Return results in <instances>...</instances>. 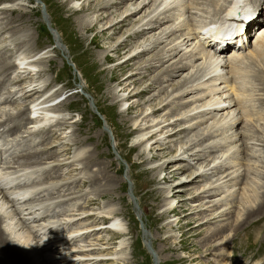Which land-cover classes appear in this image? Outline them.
Listing matches in <instances>:
<instances>
[{
  "label": "rangeland",
  "instance_id": "1",
  "mask_svg": "<svg viewBox=\"0 0 264 264\" xmlns=\"http://www.w3.org/2000/svg\"><path fill=\"white\" fill-rule=\"evenodd\" d=\"M40 1L45 6L51 26L55 28L61 43L65 46L66 51L62 54L54 46V37H52L41 18V4H37L33 0H0V7L3 3L9 5L4 10L0 9V114L3 115L0 116V120L5 122L10 113L13 114L12 122H15L13 125L19 124L20 120L27 119L30 112H24L25 107L28 105V101L24 97H21L20 101L16 100V97L13 98L14 101H3L13 97L9 91L16 88L20 89L31 81L39 82L42 87L50 89V95L53 94L56 97L58 95L53 100L56 109L55 120L40 123H30L29 120L24 121L17 129L10 132H6L7 128L5 130L2 127L0 128V177H4L5 173L8 172L18 171L9 174L10 177L37 169L38 171L34 172L31 181L26 179L25 182L22 181L23 183L21 182L15 186H39L37 188H41L43 185V187L53 189L49 190L47 188L48 191L41 192L36 197L29 199V201L33 200L32 203L35 201V203L41 204L35 209L36 215H39L44 209L48 211L49 203L51 209L56 206L53 212L48 213L49 216H44L42 219L33 222L31 218H34V216L29 214L31 209H27L26 205L25 207L22 206L20 212L16 210L15 205L13 206L14 203H9V206L7 205L5 208L9 207L4 218L5 222H0V224L5 231H8L6 224H11L13 234H11L12 236L8 234V236L13 238V243L20 246L31 235L32 243L36 246L37 239L45 237L48 235L46 233H49L46 231L39 234L35 230L41 227L39 223L45 225L46 223L43 220L51 217L50 220H58L59 226L63 228L65 227L63 224L65 218H71L76 220L73 223L74 225L71 224L72 231L83 227H89L88 230L97 229L89 232L91 235L82 234L75 242L73 240L69 242H52L55 244L53 252H55L56 257L52 264H154L152 254L146 245L147 240H149L151 249L156 253L158 264H231V257H233L236 249H238L236 252L240 256L241 247H235L238 245L239 239L221 247L220 250L217 248L228 236L236 233V227L233 226L232 231L230 229L224 235L205 241L209 226L222 225L227 221L225 222L222 218L214 219L213 224L211 222L209 224L205 223L206 220L202 221L200 218L207 213L209 214L210 210H201V207H196L195 204H199L201 200L194 198L198 192L194 193L195 195L192 193L205 181H208L210 185L217 176L212 180L207 177H198L195 179L194 184L189 185L188 181L194 177L192 173L197 169L188 167L187 161L182 160V156L179 155L183 150H186L188 154H185L186 157L196 158L195 155H190L191 152L187 150L189 143L185 145L184 143L199 136L204 129L210 130L207 126L209 124L191 131H182L183 133L173 138V142L170 143L161 144L157 141V138H153L150 140L146 151L142 145V142L145 141L137 138L138 132L136 130V121L138 120V124L144 118L146 114L142 112L146 108H149L150 114L154 111L150 115L153 118L166 115L175 122L176 116L174 114L177 110L174 109L177 108L176 105L170 106V110H174L175 113H169V115L167 114L169 110H156L158 107H163L167 101L160 106L156 105L167 96L172 97V99H179L182 93L177 92V89L185 78L191 76L190 79L193 82L201 81L208 69L211 68V64L208 62L206 67H197L198 64L196 63L193 67L183 70L184 75L172 76V80L163 81L161 77L164 70L178 60L184 52H179L175 58H170L163 65L158 62L155 63L156 66L145 69V65L151 62V58L166 45V42L158 43L156 49L144 51L136 57L132 54L129 55L128 50L134 49V45L137 43L139 45L141 43L150 44V41L146 42L148 38L150 36H153V39L156 38L161 29L155 28L153 29L155 31H151L144 38L141 37V39L126 42L128 34H124V32L126 29L132 30V24H126L121 29H116L118 25L111 27L108 26L111 23L106 24L109 18H113L116 22L115 17L125 9V5H120V10L116 7L102 9L96 12L94 16V7L98 3L97 0H81L78 8L84 5L86 8L84 11L77 12H73L75 11L72 9L74 5L70 3V0ZM136 1L141 2L142 0ZM147 1L150 2L151 0ZM244 1L242 0V4ZM255 1H258L257 5L264 6V0H252V2ZM246 9L245 6L244 10ZM258 9L257 13L261 11V6ZM97 15H100L101 24H98L96 30H86L80 21L85 20L90 23L94 19L93 23H95ZM223 15L221 20L218 18L219 20H213L212 23H217L223 29H220L223 34L237 37L241 21L232 20L226 13ZM263 20L264 16L262 22ZM229 21H233L235 24L229 26L232 29H226L225 27ZM261 24H264V22ZM176 33L179 34V32ZM245 33L250 34L247 29L241 32V34ZM196 36L201 37V34H196ZM252 37V35H249L245 39H240L238 43L235 42V44L240 47L246 46V49H248V42L252 40ZM169 41L170 39L167 42ZM219 41L222 42L223 40ZM121 43L122 45H120ZM224 43L222 42V45ZM145 45H143L144 48L147 46ZM153 46L152 44L151 47ZM116 49L121 51L118 52ZM37 52H41V54L35 59L36 67H34L33 73L24 75L25 79L19 77V71H13L17 68L10 69L7 66L18 53L33 56ZM136 53L137 51L134 55ZM13 55L14 57H12ZM64 55H67V59L73 64L75 72L67 63ZM187 73H189L188 76ZM157 79L160 80L159 83H157ZM78 84L81 86L80 88ZM256 87L258 96L255 97V104L252 103L251 106L254 110H262V107L264 110V103H261L260 94L264 93L261 89L263 87L261 81H257ZM145 89L148 90L145 91ZM173 91L174 95L172 96L171 92ZM192 93L195 92L183 96L187 98V96H193ZM124 99H129V102L124 103ZM89 100L93 103L96 112H93V109L90 108ZM2 111H5V114ZM171 114H173L172 117ZM101 118L105 120V124L111 131L114 149L119 158L115 156L111 148L109 136L102 128ZM54 125L59 127H53ZM163 125L167 124H161L159 130ZM252 125L255 127H248V131H253L251 134L256 133L255 138L257 135L261 136L259 131L256 130L264 123L257 122L256 124L252 122ZM240 126H234L233 130L240 131L238 129ZM178 129H180V126L172 124L164 130L175 133ZM184 136L186 137L184 138ZM171 137L169 136L166 141H171ZM27 140L28 142L31 141L28 145L24 144ZM22 141L23 144H21ZM254 142L251 141L246 146L242 141H239L231 148V153L229 152V155H226V157L233 155L235 157L239 154L238 147L241 146L240 156H245L244 165L237 171L239 175L242 174L241 179L247 173V170L244 169L247 166L249 167V173L243 184L236 187V194L234 193L235 196L232 198L233 202L241 197L242 190L239 187H243L246 181L253 178L254 181L259 182L257 185V187H261L259 191H264V143L257 145L256 150L253 148L251 150L250 147H253ZM257 143L259 144V142ZM12 144L14 145L13 148H11ZM207 144L205 143L204 146ZM180 146H183V150L178 151ZM10 148L11 150H9ZM33 152L39 154L28 157V154ZM196 161L197 159L193 162ZM246 163L247 166H245ZM125 164L127 165L126 173L131 184V192L141 213L140 218L149 233L148 237L145 236L147 239L141 233L140 222L134 205L129 199L128 181L124 176ZM42 167L47 168L51 172L50 175L41 176L44 172ZM178 167L182 169H178ZM41 168L42 170H39ZM201 179H203V182H200ZM227 179L229 178L226 177L224 180ZM62 185L65 186L61 187ZM12 188L14 189V187H11L9 190H13ZM233 191L221 192V194L214 197L224 199L226 197L224 195H228ZM168 192L169 198H174L173 206L175 208L171 209L169 205L167 207L164 205L166 203L165 195ZM236 195L239 199H234L237 197ZM1 197L2 195H0V203L2 204L3 199ZM208 199L207 197L205 200ZM18 205H21V203ZM209 205L210 203H206V206ZM232 209L233 213L230 215L229 221H234L239 211L236 207ZM174 210L176 211L174 212ZM202 211H204V214L201 213ZM196 212L200 214L197 215ZM112 217H115L117 222H121L118 228L111 226L109 228L108 224H104ZM243 218L244 216L241 219ZM253 218H257L256 215ZM71 226H66L63 230L68 231L67 228ZM240 232H237V234ZM263 238L264 231L261 230L258 241L261 242ZM88 243L92 246L87 248L95 249L85 252H68L65 250L80 245L85 246ZM84 254L89 255L84 256ZM250 257L246 256L242 261L239 260V262L232 264H264V252L260 257ZM7 263L9 264V262H3V264Z\"/></svg>",
  "mask_w": 264,
  "mask_h": 264
},
{
  "label": "bare ground",
  "instance_id": "2",
  "mask_svg": "<svg viewBox=\"0 0 264 264\" xmlns=\"http://www.w3.org/2000/svg\"><path fill=\"white\" fill-rule=\"evenodd\" d=\"M80 1L81 0H70V3H73L74 5L72 9L75 11L73 12L85 10V5L81 8H78ZM129 1L130 2L127 0H97L98 3L94 7L95 12H93L95 16L96 12H99L102 9L116 7L118 10H120V5H125V9L123 8L124 10L115 17L116 22H114L115 20L113 18H109L106 24L108 25V23H111V25H108L111 27L118 25L116 26V29H121L126 24H132V30L126 29L124 32V34H128L126 36V42H131L132 40H137L138 38L141 39V37L144 38L149 35L151 31H155L153 30L155 28L161 29L159 30L160 33L156 38L153 39V36L148 38L146 42L148 43L150 41V44H146L147 46L142 43L140 45L137 43L138 45H134V49L132 48L131 50H128L129 55L132 54V56L136 57L140 55L139 53L152 50L153 48L156 49V45L158 43L166 42V45L160 51H158L153 58H151V62L145 65V69H149L151 66H156L155 63L158 62L163 65V63L168 61L170 58H175V56L181 51L184 53H182L180 58L174 61L172 65H169L164 70V73L162 74L163 76L161 77L163 81L172 80V76L184 75L183 70L193 67L196 63L198 64L197 67H206L208 66V62L211 64V68L208 67L209 69L207 73L203 77L201 76V81L198 80V82L195 83L190 79L191 76L189 78H185L184 82L177 89V92L182 93L179 99H172V97L167 96L165 99H162L158 105H156L160 106L163 102L167 101L163 107H158L156 110H169V112H167L168 115L169 113L174 114L176 112L174 114V116H176L174 119L175 122H173V120L168 118L166 115H159L153 118L150 115L153 114L154 111L150 114L149 108H146L145 111L142 112L146 114L144 118L141 119L140 123L138 124V120L136 121V130L138 132L137 138L139 140L145 141L142 142V145L146 151L148 149L150 140L153 138H157V141L161 144H166V142H173V138L181 135L183 133L182 131H191L193 129L199 128L200 126L202 127V125L209 124L207 126L210 128V130L206 128L202 133L199 134V136H196L189 141L187 139L188 142L184 143V145L189 143L187 150L191 152L190 155H195L196 158L186 157L185 154H187V152L186 150H183V146L178 147V151L183 150L179 155L182 156V160L187 161V166L195 167V169H197L192 173L194 177L188 181L189 185L194 184L196 182L195 179L198 177H207L209 180H212L215 176H217V178L212 181L210 185L208 181H205V183L199 185L198 188H196V190L194 189L192 192L193 194L198 192L194 198L201 200L199 204H195L196 207H201V210H210L209 214L207 213L200 218L202 221L206 220L204 222L208 224L210 222L212 223L214 219L217 218H222V220L225 222L227 221L222 225L217 224L214 227L209 226L207 228V230H209L207 231L208 235L204 240L206 241L213 237L224 235L226 234V231L230 230L234 226V228L236 227V233H234L232 236H228L227 239H225V241H223L221 246H219L217 249L220 250L221 247H224L232 241L239 239V243L235 247H241L240 256H238V253L236 252L238 249H236L233 257H231V264L234 262H239V260L242 261V259L246 258V256H251L250 258L262 256V253L264 252V238L261 239V242L258 241V238L260 231H264V191H259V188H261L257 187L259 182L254 181L253 178L250 181H246L243 187H239V189L241 188L242 190L241 197L239 199L237 194V197L234 199L239 200L233 202L232 198L235 196L234 193L236 194V187L243 184L245 177L249 173V167L246 163L245 166H247V168L244 170H247V173L244 174L241 179L240 177L242 174L239 175L237 172L238 169L244 165L245 160L244 155L243 157L240 156L241 146L238 147L239 154H237L235 157L234 155L226 157V155L231 151V148L234 146V144L238 143L239 141H242V143L246 144V146L251 141H255L253 147H250V149L253 148L255 150L257 145L259 146L264 143V125L259 126L260 128L256 126L258 128L256 131H259L261 134V136L257 135L256 138V133L251 134L253 131H248V127H255L252 125V122L256 124L257 122L264 123L263 107L261 108L263 110L262 111L254 110V108L251 106L252 103L255 104V97L258 96L256 93L257 81H261L263 86L261 89L264 91V24H261L264 22V20L262 22V18L264 16V6L262 7V5H257L258 1L252 2V0H243V4L242 0H151L150 2L147 0H142L141 2H137L136 0ZM8 6V3H3L0 9L4 10ZM245 6L247 7L246 10H244ZM259 6H261V11L257 13ZM224 13H226L229 18H232V20L236 22L241 21L242 23L241 26V23L239 24L237 31L238 34L235 32L238 35L235 38L231 35L223 34L221 31L223 29H221L217 23H212L213 20H217L218 18L221 20L224 16ZM134 17L136 19H132ZM236 18L237 20H235ZM95 20V23H93L94 19H92L90 23L85 20H81L80 22L86 30L93 31L96 30L98 24H101L100 15H97ZM229 22L225 26L226 29H232L229 26L234 24V22ZM245 29H247L248 33L250 34H241V32H244ZM55 32L56 33L53 35L59 39V42H61L56 30ZM176 32H179V34ZM196 34H201V37H197ZM249 35H252L253 37L252 40H249L248 42V49H246V46L240 47L235 44V42L238 43L240 39H245ZM171 36L174 38H170ZM168 39H170L169 42H167ZM219 40H223L222 42H225L224 45H222V42ZM54 41H57L56 38H54ZM152 44L154 45L153 47H151ZM120 45H122V43ZM143 45L146 47L144 48ZM120 51L121 50H118V52ZM136 51L137 53L134 55ZM39 54H41V52H37L36 54H33V56L18 53L13 61L9 62V64L7 63V66L10 67V69L17 68V70L13 69V71H19V77L21 79H25L24 75L26 73H33L34 67H36L35 59L37 56H39ZM12 57H14V55ZM260 71L263 72L261 73ZM188 74L189 73H187V76ZM156 81L157 83L160 82L159 79ZM147 90L148 89H145V91ZM50 91V89L48 90L47 88L42 87V85L36 81H31L28 84L23 85V87L20 89L16 88L9 91L13 97L11 99H4L5 101L3 102L14 101V97H16V100L20 101L21 97H24V99L28 101V105L25 107L24 112L29 111L30 114L27 116L26 120H20V123L18 122L19 124L16 123V125H13L15 122H12L11 118L13 114L10 113L9 118L6 121L4 120L5 122L0 120V128L2 127L4 130L7 128L6 132H10L17 129L18 126L24 121L29 120L30 123H40L55 120L56 117L54 116L56 114V109L55 105H53V100H55L58 95L57 97L53 94L50 95ZM123 92L125 93L126 91ZM191 92H195L194 94L192 93L193 96L189 95L190 97L187 96V98L183 96ZM260 94L262 99L261 103H264V97L262 98L264 93ZM171 95H174V91L171 92ZM127 102H129V99H124V103ZM173 104L177 106V108L174 109L177 110L175 112L174 110H170V106ZM4 112L5 111H2V113ZM173 114H171V117ZM0 116L3 115L0 114ZM14 119L15 118L13 117V120ZM156 119L159 120L157 121ZM211 120L212 122H210ZM161 124L167 125H163L161 130H159ZM172 124L180 126V129L175 131V133H169V131L164 130L168 125ZM57 125H54L53 127H59ZM237 125H241L238 128L240 130L238 132L237 129L236 131L233 130L234 126ZM246 130L248 131V134L246 133ZM150 133L151 135H149ZM147 135L149 136L147 139H145ZM169 136H172V139H170L171 141H166ZM185 137L186 136H184V138ZM26 138L29 139L28 136H26ZM30 142V140L29 142L27 140L24 144L28 145ZM257 142H259V144ZM205 143L208 144L204 146ZM21 144H23V141ZM13 146L14 145L12 144L11 148H13ZM199 146L201 147L200 149L198 148ZM11 148L9 150H11ZM14 149L16 148L14 147ZM37 154L39 153H29L28 157H32ZM196 159L197 161L193 162ZM8 162L16 163L12 161ZM42 168L39 170H42ZM180 168L181 167H178V169ZM47 170V168H43L44 172H42L41 176L50 175L51 172ZM36 171L38 170L25 171L18 174L17 176L15 175L10 177L9 174L18 171L10 173L8 172L5 173V176L2 175L4 177H0V195H2L1 199H3V203H0V222H5L4 218L9 207L7 209L5 208L9 203H14L13 206L15 205L16 210L20 212L22 211V206L24 205L25 207L26 205L27 209H31L29 214L34 216V218H31L33 219V222L42 219L44 216H49L48 213L54 211L56 206L51 209L49 203L47 207L48 211L44 209L39 213V215H36L37 213L35 212V209L38 205L41 206V204L35 203V201L32 203L33 200L29 201V199L36 197L41 192H46L48 189L53 190L52 188L50 189L49 187H43V185V188H37L39 186H15L20 184L22 181L25 182L26 179H30L31 181V178L34 176V172ZM218 174L220 175L218 176ZM226 177L229 178L227 179L228 181L224 180ZM202 180L203 179H201L200 182H203ZM64 186L65 185H62L61 187ZM11 187H14V189L12 188L13 190H9ZM231 190L234 191L230 192L228 195H224L222 193L224 197L226 196L224 199H218L217 196L214 197L217 194H221V192L228 193ZM207 197L209 199L205 200ZM171 198H169L168 192L167 195H165L166 203H164V205L166 207L169 205V208L172 209L175 208L173 206L175 201L174 198ZM19 203H21V205H18ZM206 203H210V205L206 206ZM233 207H236L239 211L237 218L234 221H229L230 215L233 213ZM175 211L176 210H174V212ZM201 213L204 214V211ZM195 214L199 215L200 213L196 212ZM254 215H256L257 218H253ZM243 216L244 218L241 219ZM50 219L51 217H48L47 219L43 220L46 224L43 225L44 223H39V226L41 227L39 229H35L37 232H39V234L40 232H49L46 233V235L48 234L47 236L37 239L36 246L32 243L33 240L30 238L31 235H29V237L26 238L20 246L15 245L13 243V238L8 236V234L10 236L13 234V228H11V224H6L8 231H5V229L0 224V264H3V262H9V264H52L53 261L56 260L55 252H53L55 244L52 242H69L72 240L75 242L78 237L82 236V234L86 233L91 235L89 232H93L97 229L88 230L89 227H83L80 229H74L72 231L71 224L76 222V220L65 218L64 221L66 224L63 223L65 227L71 226L67 228L69 230L71 229V231H66L63 230L65 227L61 228L59 226L60 224H58V220L52 221ZM120 223L121 222H117L115 217H112L107 223L104 224H108L109 228L110 226L118 228L121 225ZM239 231L241 232L237 234ZM147 234L149 235L148 231L143 236L146 239L148 237ZM146 235L147 237H145ZM241 241L243 242L240 244ZM259 245L260 247L258 248ZM90 246H92V244L88 243L85 246L80 245L75 248L65 250L68 252H85L95 249L87 248ZM86 255L89 254H84V256Z\"/></svg>",
  "mask_w": 264,
  "mask_h": 264
},
{
  "label": "water",
  "instance_id": "3",
  "mask_svg": "<svg viewBox=\"0 0 264 264\" xmlns=\"http://www.w3.org/2000/svg\"><path fill=\"white\" fill-rule=\"evenodd\" d=\"M34 2L37 3V4H41V9H40V10H41V17H42V20L45 22V24H46V26H47V29L52 33V36H53L54 38H56L57 41H56V42L54 41V45H55V47H56L57 49L60 50V52H61V54H62V52H65V51H66L65 46H64L63 43L59 42V39H58L56 36L53 35V34L56 33V32H55V29L52 28V26H51V23H50V20H49V16H48V13H47L46 10H45V6L41 3L40 0H34ZM64 56H65V59H66L67 63L70 64V66L73 68V71L75 72V68H74L73 64L70 63L69 60L67 59V58H68L67 55H64ZM78 87L80 88L81 86L78 84ZM85 96L88 97L87 94H85ZM89 106H90V108L93 109V112H96V110H95V108H94L93 103L91 102V100H89ZM100 117H101V116H100ZM101 119H102V128H103V130H105V132H107V134H108V136H109V139H110V141H111V142H110L111 148H112V150H113L115 156H116L117 158H119L118 155H117V153L115 152V149H114V143H113V139H112L111 131L109 130L108 126L105 124V120H104L103 118H101ZM126 169H127V165L125 164V174H124V176H125V178H126L127 181H128V195H129V199H130V201L132 202V204L134 205L136 215H137L138 220H139V222H140L141 233H142V235L144 236V235L146 234L147 230L145 229V227H144V225H143V222H142V220H141V218H140V214H141V213H140L139 207L137 206V204H136V202H135V198H134V196H133V194H132V192H131V184H130L128 178H127ZM147 235H148V234H147ZM146 245L148 246V250H149V251L151 252V254H152V257H153V260H154V264H157L158 261H156V253H155V251H154L153 249H151V247H150V243H149V240H147Z\"/></svg>",
  "mask_w": 264,
  "mask_h": 264
}]
</instances>
